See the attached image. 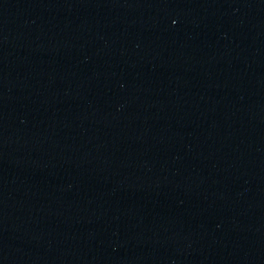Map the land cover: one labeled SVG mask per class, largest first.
Returning a JSON list of instances; mask_svg holds the SVG:
<instances>
[{
	"label": "water",
	"instance_id": "water-1",
	"mask_svg": "<svg viewBox=\"0 0 264 264\" xmlns=\"http://www.w3.org/2000/svg\"><path fill=\"white\" fill-rule=\"evenodd\" d=\"M264 166V0H98Z\"/></svg>",
	"mask_w": 264,
	"mask_h": 264
}]
</instances>
